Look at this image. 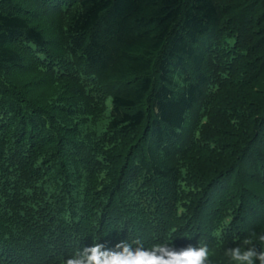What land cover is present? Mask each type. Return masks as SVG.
Instances as JSON below:
<instances>
[{
  "label": "trees",
  "instance_id": "1",
  "mask_svg": "<svg viewBox=\"0 0 264 264\" xmlns=\"http://www.w3.org/2000/svg\"><path fill=\"white\" fill-rule=\"evenodd\" d=\"M223 1L0 0V264L264 234V0Z\"/></svg>",
  "mask_w": 264,
  "mask_h": 264
},
{
  "label": "clouds",
  "instance_id": "2",
  "mask_svg": "<svg viewBox=\"0 0 264 264\" xmlns=\"http://www.w3.org/2000/svg\"><path fill=\"white\" fill-rule=\"evenodd\" d=\"M213 235L218 245L223 243L222 229L215 230ZM171 238H161L151 245L141 239H126L111 249L93 243L62 257L60 264H212L207 243L198 241L197 246L189 244L177 249ZM223 255L226 258L223 264H264V234H252L234 247H224Z\"/></svg>",
  "mask_w": 264,
  "mask_h": 264
},
{
  "label": "rangeland",
  "instance_id": "3",
  "mask_svg": "<svg viewBox=\"0 0 264 264\" xmlns=\"http://www.w3.org/2000/svg\"><path fill=\"white\" fill-rule=\"evenodd\" d=\"M218 2H220V3L222 2V3H224V4H227V2H224L223 0H218ZM222 3H221V4H222ZM255 94H258V95L261 94V88H260ZM257 98H258V97H256V99H257Z\"/></svg>",
  "mask_w": 264,
  "mask_h": 264
}]
</instances>
